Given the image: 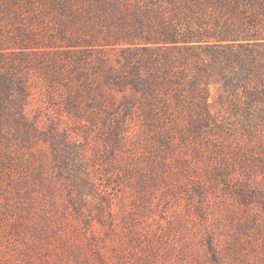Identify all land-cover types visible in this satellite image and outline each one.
<instances>
[{
  "label": "trees",
  "instance_id": "obj_1",
  "mask_svg": "<svg viewBox=\"0 0 264 264\" xmlns=\"http://www.w3.org/2000/svg\"><path fill=\"white\" fill-rule=\"evenodd\" d=\"M213 84L235 121L214 113ZM211 185L264 208V0H0V220L12 218L9 230L54 233L51 217L31 219L33 194L63 191L64 211L88 227H122L140 241L153 233L150 200L161 187L180 201L207 198ZM186 221L174 215L167 229Z\"/></svg>",
  "mask_w": 264,
  "mask_h": 264
},
{
  "label": "rangeland",
  "instance_id": "obj_2",
  "mask_svg": "<svg viewBox=\"0 0 264 264\" xmlns=\"http://www.w3.org/2000/svg\"><path fill=\"white\" fill-rule=\"evenodd\" d=\"M220 94L221 85L213 84L209 101L214 113L221 119L235 121L229 119L232 109L226 101L221 102ZM115 181L108 188L111 194L116 189ZM57 183L56 187H60V182ZM165 187L150 200L154 215L147 222L151 223L148 229L152 228L153 233L142 234L141 239L138 237L140 241L129 239L131 234L122 232V227L112 234L98 222L88 227L70 208L69 212L64 211L63 191L47 199L36 192L34 207L39 210L34 211L31 219L51 217L56 231L36 239L26 230H9L8 221L12 218L0 220V264H264V208L260 200L249 198L246 207L225 197L221 190L219 196L213 194L211 185L210 195L203 200L196 195L178 201L170 193L163 194ZM126 197L135 198L128 189ZM89 200L94 205L92 197ZM200 203L204 207L203 216L195 210ZM174 215L187 221L167 229L166 223ZM55 233L65 240L64 245L57 244ZM210 238H214L218 247L217 259L224 262L213 260L208 248ZM70 245L75 246L76 256L66 254L64 249Z\"/></svg>",
  "mask_w": 264,
  "mask_h": 264
}]
</instances>
